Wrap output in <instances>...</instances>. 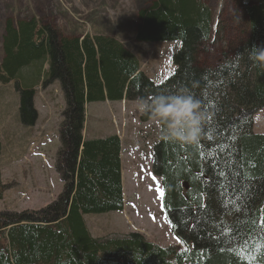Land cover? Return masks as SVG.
Here are the masks:
<instances>
[{
    "label": "trees",
    "instance_id": "16d2710c",
    "mask_svg": "<svg viewBox=\"0 0 264 264\" xmlns=\"http://www.w3.org/2000/svg\"><path fill=\"white\" fill-rule=\"evenodd\" d=\"M236 5L238 37L209 64L202 59L220 34L213 33L212 9L199 0H148L137 13L136 41L181 44L174 73L160 84L116 38L67 36L34 19L7 20L0 82H16L21 123L39 119L38 80L44 90L59 83L64 96L55 166L63 190L40 210L0 212V264H264V135L253 132L264 110V65L253 59L254 48L264 49V0ZM29 69L36 76L30 82L23 76ZM179 88L200 101L208 119L199 145L159 137L152 172L184 247L164 248L139 232L94 238L85 216L124 211L122 143L117 135L84 137L87 105L140 103ZM140 120L152 119L143 112ZM14 186L0 171V201Z\"/></svg>",
    "mask_w": 264,
    "mask_h": 264
},
{
    "label": "rangeland",
    "instance_id": "374dc122",
    "mask_svg": "<svg viewBox=\"0 0 264 264\" xmlns=\"http://www.w3.org/2000/svg\"><path fill=\"white\" fill-rule=\"evenodd\" d=\"M213 11V33L209 55L203 61L219 60V51L228 50L237 35L236 3L245 0H199ZM248 1V0H246ZM259 1V0H257ZM148 0H0V65L4 60L3 38L7 20L15 23L32 19L53 25L64 35H104L120 40L141 63L145 75L157 84L175 71L173 56L180 42H138L135 39L138 11ZM236 2V3H235ZM241 19V18H240ZM48 66L45 65L44 71ZM30 82L32 70L23 72ZM23 81V79H22ZM37 87L40 119L36 126H24L20 120V95L16 82H0V171L5 184L15 186L0 201V212L40 210L54 202L63 190L55 166L60 148L59 126L65 107L59 84L44 91ZM22 87L24 82L20 84ZM138 102L96 103L87 109L85 133L88 139L122 137L124 172L123 212L85 216L94 238L124 236L139 232L161 247L183 248L172 232L157 189L161 180L152 172L153 150L160 137V125L151 120L142 123ZM264 119V111L259 119ZM256 133L264 135V123L257 122ZM33 149H32V148Z\"/></svg>",
    "mask_w": 264,
    "mask_h": 264
},
{
    "label": "clouds",
    "instance_id": "9594fccd",
    "mask_svg": "<svg viewBox=\"0 0 264 264\" xmlns=\"http://www.w3.org/2000/svg\"><path fill=\"white\" fill-rule=\"evenodd\" d=\"M253 59L264 65V49L254 48ZM139 110L163 126L161 139L180 143L197 142L209 115L186 88H179L170 95H156L149 100L141 98Z\"/></svg>",
    "mask_w": 264,
    "mask_h": 264
},
{
    "label": "crops",
    "instance_id": "0c3cea01",
    "mask_svg": "<svg viewBox=\"0 0 264 264\" xmlns=\"http://www.w3.org/2000/svg\"><path fill=\"white\" fill-rule=\"evenodd\" d=\"M56 84H54V86H55ZM54 86H52V87H54ZM52 87H50V88H48L47 89V91H50V89L52 88ZM35 89H37V87L35 88ZM46 91V92H47ZM37 98L35 99V106L37 107ZM124 105H128V103L126 104V101H124V102H122ZM115 104V103H114ZM91 105H93V104H90V105H88L87 107L89 108ZM37 109H38V107H37ZM38 111L40 112V110L38 109ZM41 113V112H40ZM40 113H39V115H40ZM263 112H260V113H258L256 116H255V119H254V129H253V131H254V133L255 134H258V133H256V127H257V122L259 121V122H263L264 123V119H260V120H258L259 119V117H260V115L262 114ZM39 119H40V117H39ZM120 138H121V141H122V137L121 136H119ZM122 178H123V188H124V172L122 171Z\"/></svg>",
    "mask_w": 264,
    "mask_h": 264
},
{
    "label": "snow or ice",
    "instance_id": "6c2138e0",
    "mask_svg": "<svg viewBox=\"0 0 264 264\" xmlns=\"http://www.w3.org/2000/svg\"><path fill=\"white\" fill-rule=\"evenodd\" d=\"M209 120H211V117L209 118ZM209 139H211V137H209ZM197 145H199V140L197 141ZM201 155H202V153H201ZM201 174L203 175V173H201ZM221 175H223V173H221ZM237 175H239V173H237ZM157 191L160 193L161 198H163V195H164L163 190L158 188ZM200 207L204 208L206 206L205 205H201ZM240 210L241 209L239 207H237L235 209V211H237V212H239ZM259 221H260V225L259 226H260L261 230H264V215H261L259 217ZM252 223L254 224L255 221H252ZM193 227H195V225H193ZM223 250L224 249H221V251H223ZM229 250H231V249H229Z\"/></svg>",
    "mask_w": 264,
    "mask_h": 264
},
{
    "label": "water",
    "instance_id": "95a60500",
    "mask_svg": "<svg viewBox=\"0 0 264 264\" xmlns=\"http://www.w3.org/2000/svg\"><path fill=\"white\" fill-rule=\"evenodd\" d=\"M186 188H188V187H186Z\"/></svg>",
    "mask_w": 264,
    "mask_h": 264
}]
</instances>
